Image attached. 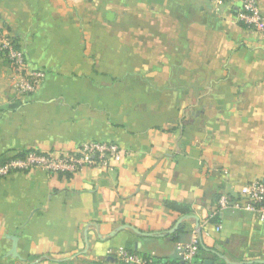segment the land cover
<instances>
[{
	"label": "crops",
	"instance_id": "obj_1",
	"mask_svg": "<svg viewBox=\"0 0 264 264\" xmlns=\"http://www.w3.org/2000/svg\"><path fill=\"white\" fill-rule=\"evenodd\" d=\"M239 6L0 0V28L45 73L34 93L14 94L0 55V157L84 142L122 152L105 169L0 176V264H118L120 246L176 261L175 243L197 230L201 264L264 259V219L218 206L264 183V32L241 26Z\"/></svg>",
	"mask_w": 264,
	"mask_h": 264
},
{
	"label": "built area",
	"instance_id": "obj_2",
	"mask_svg": "<svg viewBox=\"0 0 264 264\" xmlns=\"http://www.w3.org/2000/svg\"><path fill=\"white\" fill-rule=\"evenodd\" d=\"M240 6L236 18L246 29L264 32V21L257 0H239ZM0 51L5 53V60L10 69V88L14 94L30 95L42 84L45 73L36 68H30L21 49L15 47L11 37L0 28ZM122 152L118 144L104 142H84L75 151L60 155H50L35 150L29 151L22 159H11L0 165V176L13 171H27L32 168L45 172H77L83 166H96L105 169L112 163L119 162ZM244 203L231 202L226 196H220L219 209L230 207L256 212L260 220L264 219V183L252 181L241 188ZM220 226L216 227L219 230ZM206 234V233H205ZM202 235L199 230L191 234L189 241L176 242V261H166L152 254L142 255L124 247L112 251L118 264H198L196 261L202 248ZM201 264V263H200Z\"/></svg>",
	"mask_w": 264,
	"mask_h": 264
},
{
	"label": "trees",
	"instance_id": "obj_3",
	"mask_svg": "<svg viewBox=\"0 0 264 264\" xmlns=\"http://www.w3.org/2000/svg\"><path fill=\"white\" fill-rule=\"evenodd\" d=\"M241 26L244 27V25L242 23H240ZM16 48H18L16 45H15ZM19 49V48H18ZM0 55L3 56V58L5 59V53L3 51H0ZM30 151V150H29ZM28 150H21V151H18L17 153H15L14 155H4V156H1L0 157V165L4 164L5 162H7L8 160H11V159H22L25 157V155L29 152ZM38 152V151H37ZM166 206L169 208V209H172V210H175V211H178L180 213H187V209L185 208H182V206H179L178 204H176L175 202H172V201H166ZM217 220V216H214L211 218L210 221L212 222H215ZM202 249V248H201ZM200 249V251H201ZM71 262H63V263H59V264H70ZM89 264H100L99 262H96V261H89ZM198 264H200V262H198Z\"/></svg>",
	"mask_w": 264,
	"mask_h": 264
},
{
	"label": "water",
	"instance_id": "obj_4",
	"mask_svg": "<svg viewBox=\"0 0 264 264\" xmlns=\"http://www.w3.org/2000/svg\"><path fill=\"white\" fill-rule=\"evenodd\" d=\"M190 217H192V216H184V217L180 218L176 225H178L183 218H190ZM135 231L140 234V232H138L137 230H135ZM201 246H202V248H204L203 244ZM219 258H221L224 262L228 263L226 261V259L223 258L222 256L219 255ZM202 264H213V262L211 260H204V262ZM228 264H264V259H257V260L242 262V263H228Z\"/></svg>",
	"mask_w": 264,
	"mask_h": 264
},
{
	"label": "rangeland",
	"instance_id": "obj_5",
	"mask_svg": "<svg viewBox=\"0 0 264 264\" xmlns=\"http://www.w3.org/2000/svg\"><path fill=\"white\" fill-rule=\"evenodd\" d=\"M214 259H215L214 264H228L222 261L221 259H218V258H214ZM70 262H71L70 264H89V260H84V259L77 260V261H70Z\"/></svg>",
	"mask_w": 264,
	"mask_h": 264
}]
</instances>
